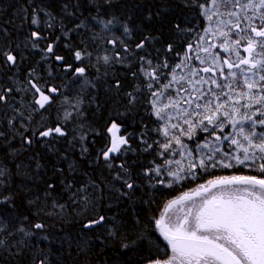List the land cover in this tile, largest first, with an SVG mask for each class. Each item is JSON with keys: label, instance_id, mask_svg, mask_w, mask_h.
<instances>
[{"label": "snow or ice", "instance_id": "snow-or-ice-1", "mask_svg": "<svg viewBox=\"0 0 264 264\" xmlns=\"http://www.w3.org/2000/svg\"><path fill=\"white\" fill-rule=\"evenodd\" d=\"M182 6L196 13L197 25L174 23L175 40L160 48L157 35L144 32L135 38L139 25L132 24L130 15L104 11L114 7L113 0H91L86 11L94 15L77 16L79 0L62 4L63 16L77 21L72 27L46 8L32 6L31 31L19 42L0 26V67L9 70V84L0 81V151L6 153L0 159V251L13 256L31 251V264H48L47 254H38L41 240L51 242L42 214L64 218L71 207L83 230L103 226L107 237L115 239L124 225L99 212L105 191L131 198L140 186L137 179L151 188H172L206 176L195 188L165 201L146 224L137 217L133 224L140 227L138 237H125L121 250L139 251L136 245L147 238L150 225L165 244L161 248L150 241L154 251L150 248L137 264H264V0H183ZM166 11L162 5L156 15ZM21 14L28 22L27 7ZM152 18L150 12L146 19ZM57 29L60 34L42 45ZM74 34L77 44L72 42ZM61 39L72 63L56 54ZM25 50L41 53L38 65H48L47 79L38 66L20 78L17 66ZM53 60L65 73L59 84L52 82ZM115 65L128 69L134 81L124 94L126 107L134 108L143 97L152 120V126L142 124L136 136L139 149L132 146L122 113L106 121L103 131L86 119L87 107L95 102L93 92L107 83ZM109 87L119 94L121 81L115 79ZM53 107L56 114L50 119ZM100 136L105 143L95 163L103 165L108 177L99 182L88 178L78 187L62 179L59 194L55 183L46 182L43 191L27 201L29 209L37 210L17 213L13 176L33 178L28 165L16 163L22 152L35 143L55 152L54 143L65 141L69 148L79 145L83 158ZM138 151L154 153V158L135 174L124 158ZM28 159L38 172L42 165L37 156ZM61 159L69 157L62 154ZM238 166L259 175L215 174ZM67 170L70 175L77 171L75 161H69ZM64 194L67 200L61 202ZM78 236L77 248L88 249L84 232Z\"/></svg>", "mask_w": 264, "mask_h": 264}, {"label": "trees", "instance_id": "trees-1", "mask_svg": "<svg viewBox=\"0 0 264 264\" xmlns=\"http://www.w3.org/2000/svg\"><path fill=\"white\" fill-rule=\"evenodd\" d=\"M66 2H69V0H32L31 4L29 0H0V26L6 27L9 30L13 41H23L32 27L30 24L31 7L40 5L55 14L58 19H64L67 27H72L77 21L71 17L65 18L62 13L61 5ZM71 2L75 4L77 0H71ZM79 3L82 7L77 12V16L81 12H85L88 15L95 14L90 10L86 11L91 6V0H79ZM182 3L183 0H113L114 7L104 9V11L115 13L121 17L130 15L132 17V24L139 25L135 38L138 40L144 32L157 35L160 37V40L157 42L156 47L160 48L168 42L175 40L174 23L180 22L182 27H194L198 23L196 13L189 12L188 9L182 6ZM162 5L167 6V11L157 16V9ZM25 7L28 8L29 12L28 22L24 20L21 14V9ZM73 10L75 11V9ZM150 12L153 16L151 21L146 19ZM185 21H187V24H185ZM202 26L203 24L200 23V27ZM59 34V29H57L49 37L48 41L41 42L42 45L54 40L55 36ZM2 38L3 35L0 33V39ZM72 42L74 44L79 42V38L75 34L72 36ZM64 43V40L61 39L56 48V54L64 55L66 63H72L71 53L64 48ZM40 56L41 53L39 52L25 50V59L17 66L18 75L21 79H23L30 68L37 66L41 75L47 79L48 65H38ZM49 63L52 65L51 70L55 77L52 82L59 84L65 75L63 66L57 64L54 60L49 61ZM13 71H16V69ZM7 73H9L7 68L0 67V81H3L5 86L9 84V80L5 75ZM106 79L107 83L99 85L97 90L93 92L95 102L87 107V122L94 129L103 131L106 121L114 118L118 112L122 113L123 115L120 116V120L123 121L124 129L127 133H131L133 136L132 146L139 149L140 144L136 136L140 132L142 124H148L149 127L152 126V120L146 113L144 98L141 97L134 108L129 109L126 107L127 100L124 94L131 91L134 84L128 69L115 65ZM115 79H119L122 84L119 94H117L114 88L109 87V85L114 83ZM41 83H43V80ZM55 114V107H53L50 119H54ZM152 138L155 139V134H153ZM13 143L15 147H19V144ZM104 143L103 136L96 137L95 142L88 145L89 152L83 158H81L79 152V145H76L74 149L69 148L65 141L54 143L55 152L49 151L47 147H42L40 143H35L27 152H22L16 163L23 161L25 165H28L33 178L22 181L20 175L13 176L14 188L17 193V213L23 215L30 210L32 212L37 210L36 208L29 209L27 201L37 193L42 192L46 182L55 183V194H59L61 192L60 181L62 179L66 182L71 180L78 187L88 178L99 182L102 178L108 177V171L103 165L100 164L98 166L95 163L97 152ZM62 154H66L69 160H62ZM33 155L37 156L42 165L38 172L35 169V163L28 159V157ZM5 157L6 153L0 151V159H5ZM153 158L154 153L138 151L135 155L129 153L124 159H126L132 171L138 174L142 171L143 167L148 166L149 161ZM69 161H75L77 166V171L71 175L67 170ZM58 168H63L64 171L58 172ZM13 171H15L14 167ZM85 173L87 176H85ZM215 174L217 176L233 174L259 175L258 171H253L243 166L233 169H217ZM207 178L206 176H201L195 181H181L172 188H151L142 179H137V183L140 186L135 189L134 193H130L131 198L127 196L118 197L115 193L105 191V199L101 202L99 212L108 217H115L118 222L124 225L120 229L122 235H119L115 239L107 237L103 226L90 232L83 230L80 226L82 223L81 218L72 213L71 207L68 209L69 214L64 218L49 217L42 214L40 219L48 225L46 234L49 236L51 242L41 240L38 245V254H47L48 264H137L142 255L148 254L150 248L154 251V247L150 241H156L160 244L161 248L164 247L165 242H163L162 237H159L158 234L152 233L151 226L149 225V230L145 234L147 238L138 241L136 245L139 251L129 250L127 253L123 252L121 250V242L125 240V237L127 241H131L137 239L140 232V227L133 224L135 219L138 217L141 225L146 224L150 217L158 214L159 209L165 201L177 196L182 191L195 188L197 184L203 183ZM60 200L61 202L66 201L67 194L61 196ZM81 232H84V238L90 241V247L83 251L79 250L76 246V240L80 239L78 234ZM101 240H103V243H101ZM33 242H35V237L33 238ZM163 255L164 252H160V256ZM31 259V251L26 250L19 256H13L8 252L0 251V264H31Z\"/></svg>", "mask_w": 264, "mask_h": 264}]
</instances>
